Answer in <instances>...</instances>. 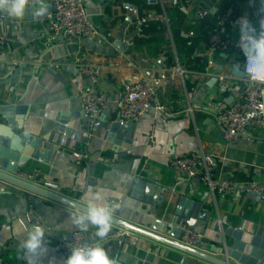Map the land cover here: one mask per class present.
Segmentation results:
<instances>
[{
    "label": "crops",
    "instance_id": "crops-1",
    "mask_svg": "<svg viewBox=\"0 0 264 264\" xmlns=\"http://www.w3.org/2000/svg\"><path fill=\"white\" fill-rule=\"evenodd\" d=\"M44 3L47 12L39 17L34 15L39 4L27 7L21 19L0 12L6 18L0 34L8 38L0 49V63L8 67L27 64L18 78V94L30 81L25 101L39 104L35 112L44 116L40 133L49 132L42 147L50 152L48 162L31 160L24 170L38 171L43 182L61 188L59 194L85 205L86 192L101 191L107 202L119 205L113 216L150 230L161 229L170 220L181 222L173 216L181 197L203 201L200 214L207 212L208 217L195 229L202 234L207 249L219 257L224 248L223 230L228 225L250 233L264 228V200L257 195L213 196L200 182H178V174L169 168L172 158L207 154L213 158L214 177L238 184L264 183V129L249 131L252 142L227 144L216 122L218 111L237 100L244 89V81L231 74L232 66L240 67L243 58L239 26L221 20L247 17L258 31L264 16L254 13L262 1L182 0L174 6L170 0H85L97 35L61 36L52 45L46 43V18L52 7L48 0ZM124 3L135 7L139 18L146 21L136 23L122 10ZM202 8L208 14L199 19L196 10ZM213 34L230 39L227 52L209 51ZM83 68L100 72L96 89L107 101L98 119L100 125L86 128L80 119H72L74 127L68 132L52 130L59 113L73 110L81 116L80 95L91 86L81 72ZM220 77L225 80L221 82ZM153 78L161 80L157 98L170 116L152 108L131 128L110 135L104 126L119 118L124 85ZM213 78L216 82H211ZM221 84L225 92L220 91ZM6 89L0 88V103L6 102ZM74 152L80 156L74 157ZM134 180L145 184L137 196L130 195ZM146 185L153 186L151 194ZM20 193L13 186L0 192V264H26L17 258V246L26 238L24 228L35 223L46 227L47 251L38 264H65L57 238L79 231L69 222L70 213L76 210L37 196L30 206ZM119 230L112 225L103 241L93 237L95 229L91 227L82 234L84 241L100 243L118 264H209L192 257L182 263V253L138 235L136 245L128 239L119 241Z\"/></svg>",
    "mask_w": 264,
    "mask_h": 264
},
{
    "label": "built area",
    "instance_id": "built-area-1",
    "mask_svg": "<svg viewBox=\"0 0 264 264\" xmlns=\"http://www.w3.org/2000/svg\"><path fill=\"white\" fill-rule=\"evenodd\" d=\"M52 11L47 15V45L55 43L59 37L65 38H92L98 31L85 10V0H48ZM172 5L178 6L182 0H170ZM262 6L254 14L264 16V0ZM39 3L37 0H29L28 8H35ZM122 10L129 14L136 23L142 24L146 18H139L138 10L129 3L122 5ZM208 14L207 9L196 10V17L201 19ZM243 16H230V19L223 17L221 22L228 21L233 27L238 26V20ZM6 18L0 14V25H3ZM259 31V30H258ZM8 38L0 34V49L7 42ZM231 41L227 37L213 34L209 39L208 49L210 52L225 53L231 47ZM240 68L244 73L245 83L243 92L239 98L229 106L221 109L217 113L216 122L220 128L223 139L227 144H235L243 140L253 141L250 130L264 129V81L256 78L250 66L246 65V57H243ZM81 72L85 74L91 86L80 95L82 118L92 126L100 118L102 111L106 108V98L100 95L96 89L100 72L97 68H83ZM224 77H220L223 82ZM161 80L140 79L128 81L123 88L119 101V119L123 124H135L139 122L153 108L160 112H165L163 104L158 101L157 90ZM220 91L225 92L224 84L220 85ZM170 116V114H167ZM172 115V114H171ZM74 157H79L78 152L73 153ZM213 158L207 154H190L179 158H172L169 161V168L178 174V182L190 181L197 178L199 182L207 187L213 196H239L243 193H253L259 200H264V183L248 182L238 184L232 180L214 177L211 169ZM14 176L24 181L41 184L42 178L38 171H20ZM10 186L0 180V191H6ZM220 225V224H218ZM180 243L195 248L202 249L205 246L204 238L195 228L187 224H181ZM118 240L129 241L131 245H136L137 235L126 230H119ZM84 235L80 231H73L71 238L64 235L57 238V247L60 255L67 258L70 250L74 246L83 245ZM89 245H92L89 243Z\"/></svg>",
    "mask_w": 264,
    "mask_h": 264
},
{
    "label": "water",
    "instance_id": "water-1",
    "mask_svg": "<svg viewBox=\"0 0 264 264\" xmlns=\"http://www.w3.org/2000/svg\"><path fill=\"white\" fill-rule=\"evenodd\" d=\"M242 57H245V55L242 54ZM26 68L27 64L24 62L11 67H8L5 63H0V88L7 87L6 95L3 97L6 102L0 103V180L19 189L21 191L20 195L25 198L30 206L37 196L73 210L84 209L87 205L59 194L61 190L59 186L49 182H43L42 185L35 184L14 176V173L27 171L24 168L31 160L47 163V157L50 154L49 151L42 148L49 132L46 134L40 133L44 116H38L35 112V108L39 104L36 101H25L30 81L27 83L25 91L20 95L18 94V78L21 76L22 70ZM35 69L36 67L33 70ZM231 74L239 80L244 78V73L238 64L232 66ZM211 82H216V78L211 79ZM2 96L3 94H1ZM230 99L232 101L233 97ZM72 119L74 121L80 119L86 128L90 127V124L83 120L82 113L80 116V114L78 115L71 110L57 114L51 129L68 132L74 127ZM95 125H100V123L97 121L92 126ZM132 126L133 124L121 123L118 118L115 122L104 126V129L108 130L110 135H113L123 130L126 131ZM193 180L199 183L197 178ZM144 185L143 181L134 180L130 186V195L137 196L136 192H141ZM146 189L148 190L147 193L151 194L153 186L146 185ZM203 199L204 197L201 200ZM202 202L188 201L185 197H181L173 214L174 218L181 219V222L170 220L161 229L142 228L116 216L112 218V225L177 250L183 254L182 263L185 262L186 258L192 257L209 264H264L263 227L258 228L254 233H250L228 225L223 230L224 248L222 249V257L216 256L206 246L202 249H195L180 243L181 229L179 226L181 224H187L189 227L195 228L200 221L207 220V212L200 214L203 207ZM72 233L73 231H69L66 237L70 239ZM83 244H89V242L85 241Z\"/></svg>",
    "mask_w": 264,
    "mask_h": 264
},
{
    "label": "clouds",
    "instance_id": "clouds-1",
    "mask_svg": "<svg viewBox=\"0 0 264 264\" xmlns=\"http://www.w3.org/2000/svg\"><path fill=\"white\" fill-rule=\"evenodd\" d=\"M39 7L34 15L39 17L47 12L44 0H37ZM29 0H0V12H6L9 17L21 19L26 14ZM240 40L239 47L246 57V65L250 66L256 78L264 81V19L260 21L259 31L247 17L238 20ZM87 206L76 209L69 215V222L81 232H88L90 227L95 229L93 237L103 241L112 228L113 212L119 205L106 201L101 191L89 190L84 196ZM26 238L18 243V259L26 264H38V258L46 253V227L41 223L25 227ZM65 264H118L115 258L100 243L74 246Z\"/></svg>",
    "mask_w": 264,
    "mask_h": 264
}]
</instances>
